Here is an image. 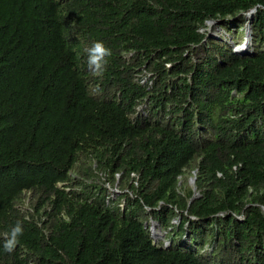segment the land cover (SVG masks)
Returning <instances> with one entry per match:
<instances>
[{
    "label": "trees",
    "instance_id": "16d2710c",
    "mask_svg": "<svg viewBox=\"0 0 264 264\" xmlns=\"http://www.w3.org/2000/svg\"><path fill=\"white\" fill-rule=\"evenodd\" d=\"M206 19L246 20L252 51L201 41ZM98 40L112 55L93 75ZM98 172L127 191L105 197ZM263 208L264 0H0V264H264Z\"/></svg>",
    "mask_w": 264,
    "mask_h": 264
},
{
    "label": "clouds",
    "instance_id": "9594fccd",
    "mask_svg": "<svg viewBox=\"0 0 264 264\" xmlns=\"http://www.w3.org/2000/svg\"><path fill=\"white\" fill-rule=\"evenodd\" d=\"M250 14H247V10H246L244 12L245 18H246L247 15H250ZM211 20H215V19H206L205 22L206 21L208 22V21H211ZM205 22H204V25H205ZM245 23H246V20L242 24L243 27L245 26ZM198 30H199V28H198ZM203 32H204V36L202 37L201 41H203V40L206 39V37H207L206 35L212 36V38L215 37V39H219L220 40V35H216V34L209 35L208 32H206V33H205V31H203ZM244 32H245V29H244ZM244 32H243V38H244ZM221 42H224V41H221ZM224 43H226L230 47V50L233 53L244 54V53H250L252 51V49L250 48L248 51L238 52L234 48V45H236V42L233 41V40L230 43H227L226 41ZM232 43H234V45H232ZM198 49H199L198 47H193V49L190 50L187 53V55L189 56V59L191 60V62H194L195 61V57L198 56L197 55V51H196ZM199 51H200V49H199ZM135 52L136 51L133 48L122 49L119 52L118 55L120 57H122L124 60H128ZM184 52H185V50H184ZM86 53H87V67H88V70L93 75H99V74H101L104 71V69H105V67H106V65L108 63V59L107 58L112 55L111 49L108 46H106L103 41H99V40L98 41H94L92 43V45L89 48L86 49ZM169 63L170 62H168V61H164L163 62V66L164 67H167L169 65ZM145 64H146V61L143 62V63H140L138 66H136L135 71L133 73V79L139 85H143L145 88H147V87H149V85L151 83L152 77H155V74H154L153 70H151V69H148L147 70L145 68ZM188 75H189V72L186 75V77H188ZM136 101H138V102L133 105V113H132V117H131L132 120L134 119L135 116L146 117V116H148V112H149L150 102L148 101V99H146L145 97H143L142 99L136 100ZM162 116L166 117V116H169V115H162ZM158 117H157V119H158ZM196 126H197V124H196ZM69 173H70L71 176H74V174L71 171H69ZM115 177L117 178V173H115ZM116 178L113 181V184H111V183H109V181L107 179H104V177L102 175H100V172H98V178L97 179L95 178L94 180L98 184H100V185H102V186L105 187V189H106V196L105 197H110L111 199H115L119 195V193L121 191H127L126 188H119V187H117V184H116L117 179ZM185 180H186L185 181L186 182L185 185L188 186V187H190L192 189V194H191V196L188 199V200H190L193 196H196L197 195V191H196V189L194 187V184H193V180H194V169H191L190 170V173L186 174V179ZM178 182L181 183V179ZM61 184H62L61 181H56L55 182V185L56 186H60ZM108 187L111 188L110 191L108 190ZM66 188L67 187H64V189H66ZM117 191H118V193H115ZM128 193H129V191H128ZM104 200L106 201V199H104ZM123 202H124L123 198H121V197H118L117 198V203L119 204V208L120 209L123 206ZM24 206L27 208V206H28L27 203H25ZM178 215L179 214H177L176 216H178ZM175 217H173L171 219V222L172 223H176V222H174ZM188 217H189V219H194V217L192 215H189ZM150 222H154V223L158 224V222L155 221V220H153L151 217H147V219L142 222L143 223V226L146 227V229H147V232H148V235H149L150 239H151L152 236H160L161 235V232H160V235H154V234H152L151 229H150ZM160 228L163 229L162 226H160ZM167 229H169V227H167ZM23 231L24 230H23L22 223L20 221H17L16 224H15V226L11 229V233H10L9 237L6 239V241L4 243V246L3 247H4V251L5 252L11 253L15 249L16 245L19 243V237L23 235ZM163 231H164L165 236L168 237L167 238V241H166V244L160 245V244L154 243L152 241V239H151V242L153 244H155L156 246L161 247V248L167 247L168 244H169V242H170V236L166 235L165 229H163ZM182 235H183V233L180 235V237H182ZM173 238H174V241L176 243H178V240L180 238L179 237H175V236ZM185 241H188L186 236H185ZM188 243H191V242H188ZM205 244L206 243L204 242L203 246ZM204 248H205V246H204Z\"/></svg>",
    "mask_w": 264,
    "mask_h": 264
},
{
    "label": "rangeland",
    "instance_id": "374dc122",
    "mask_svg": "<svg viewBox=\"0 0 264 264\" xmlns=\"http://www.w3.org/2000/svg\"><path fill=\"white\" fill-rule=\"evenodd\" d=\"M199 30L205 31V33L209 32L210 33L209 35H211V33H218V31H219L220 40L217 39L219 41H224V42L226 41L227 43H230L233 40V41L236 42V45L239 44L238 46H240V47H241V45L243 43H244L243 44V48L248 46L249 49L250 48L252 49V46L254 47V40H253L252 35H251V29H250L249 32L248 31L244 32L243 25L242 26L241 25L240 26H236V25H232V24L230 25L229 22L227 24V23H223V22H217V20H211V21H208V22L206 21L205 25L199 27ZM243 32H244V36H247L246 40L243 39ZM206 36L207 37H212V36H208V35H206ZM248 36H250V38H248ZM213 38H215V37H213ZM205 41H207V39H205ZM199 54H200V51L198 49L197 50V55H199ZM108 190L110 191L111 188L108 187ZM115 193H118V191L115 192ZM237 217L241 218V215L238 214ZM178 219H179V215L175 217L174 222H177ZM158 228H159V231L161 232V235L160 236H152L151 239H152V241L154 243H157V244H160V245H164V244H166V241H167L168 237L165 236L164 231H163V229L160 228V226L157 227L156 225H154V227H153V229H156L157 231H158ZM184 231H187V229H185ZM174 236L177 237L176 235H173V237ZM178 237L179 238H184L185 235L183 234L182 237H180V235H179ZM204 246L206 247V249H209V247H207L206 244Z\"/></svg>",
    "mask_w": 264,
    "mask_h": 264
},
{
    "label": "bare ground",
    "instance_id": "6f19581e",
    "mask_svg": "<svg viewBox=\"0 0 264 264\" xmlns=\"http://www.w3.org/2000/svg\"><path fill=\"white\" fill-rule=\"evenodd\" d=\"M249 17H250V15H247V19H249ZM209 33V32H208ZM250 38V37H249ZM246 40V39H245ZM244 42V41H243ZM244 44V43H243ZM243 44L241 45V47L240 46H238L239 44H237V45H234V43H232V45H234V48H235V50H237V51H239V52H241V51H248L249 50V47L248 46H246V47H244V48H246V49H244L243 48ZM154 225H158V224H156V223H154V222H150V229H151V232H152V234H154V235H160V231H159V228H158V231L156 230V229H153V227H154ZM158 227V226H157ZM159 232V233H158Z\"/></svg>",
    "mask_w": 264,
    "mask_h": 264
},
{
    "label": "water",
    "instance_id": "95a60500",
    "mask_svg": "<svg viewBox=\"0 0 264 264\" xmlns=\"http://www.w3.org/2000/svg\"><path fill=\"white\" fill-rule=\"evenodd\" d=\"M254 7H251L247 10V14H250L253 11ZM263 213H264V208H263Z\"/></svg>",
    "mask_w": 264,
    "mask_h": 264
}]
</instances>
